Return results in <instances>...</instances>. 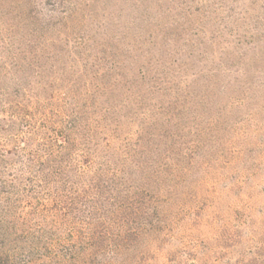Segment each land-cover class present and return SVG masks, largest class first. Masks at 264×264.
Here are the masks:
<instances>
[{
  "label": "rangeland",
  "instance_id": "rangeland-1",
  "mask_svg": "<svg viewBox=\"0 0 264 264\" xmlns=\"http://www.w3.org/2000/svg\"><path fill=\"white\" fill-rule=\"evenodd\" d=\"M75 106L84 264H264V0H0V264L67 254L71 210L24 179Z\"/></svg>",
  "mask_w": 264,
  "mask_h": 264
},
{
  "label": "trees",
  "instance_id": "trees-1",
  "mask_svg": "<svg viewBox=\"0 0 264 264\" xmlns=\"http://www.w3.org/2000/svg\"><path fill=\"white\" fill-rule=\"evenodd\" d=\"M43 116L44 118L42 119V125L40 127L39 133L45 136L41 142V147L49 148L47 157L43 160V162H39L36 172L34 174L30 172L29 175L25 177L24 181L27 183L29 188L32 187L33 189H43L44 187L51 186L53 190H45V193H49L48 195L53 194L55 198L58 197V199L60 198L61 201L63 200V203L66 205V208H64L65 211L70 212L71 210V213H69L70 218L68 220L67 232L68 236L70 237V242L68 243V250H66L67 254L63 255L61 264H82L88 258V255L86 256L87 252L85 254L83 251L91 249L90 247L96 248V246H94L95 244L90 241L91 238H86V229L81 226L84 225L81 224V219L86 216L85 214L90 212V217H88V220L90 219L91 222H89L87 226L90 229H93L94 232L97 221L95 220L96 216L94 215H96L95 213L99 212L101 209L99 203L97 202V196H99L100 191L98 190L99 187H94V195L87 198L85 197L84 201L86 203H82L81 205H83V208L79 207L78 209L74 202L71 201L73 200L72 198L74 196L71 194V192L66 190L75 176L72 175V165L69 164V162L67 164L66 160H64V156H66L65 154H69L71 150L70 148L72 145H74V143H76L74 140L70 139V135L74 134L77 136L79 131H88V137H90L91 140L95 137V130L89 129V126L91 125L90 123L93 121L86 118V108L85 110H82L80 107L76 108V106L73 112L66 117L59 116V118H57L58 115H56L57 117L55 116V119L53 117L54 115L52 117H47L45 115ZM57 124H59V126H57ZM50 135H52V137H50ZM21 159L22 160L20 163L22 166L28 164L27 162L31 160L29 156H22ZM77 176L80 175L77 174ZM96 178L100 179L101 177L98 176ZM96 178L93 179L91 183H93ZM18 182H23V179H19ZM4 184H6L8 187H12L10 184H15V181L10 182L9 184ZM55 200L57 201V199ZM66 200L68 201V204H66ZM54 203L58 204L57 202ZM85 206L88 208L86 211L84 209ZM78 224L81 225L78 226ZM92 235H94V233H92ZM80 250L81 252H79ZM68 257L69 260H66Z\"/></svg>",
  "mask_w": 264,
  "mask_h": 264
}]
</instances>
